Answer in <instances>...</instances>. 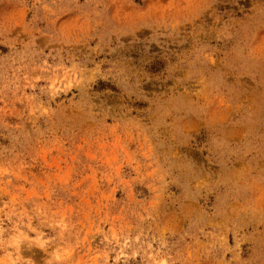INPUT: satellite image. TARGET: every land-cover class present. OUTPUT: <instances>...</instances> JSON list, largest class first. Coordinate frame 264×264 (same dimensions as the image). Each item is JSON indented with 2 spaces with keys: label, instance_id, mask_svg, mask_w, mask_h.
Wrapping results in <instances>:
<instances>
[{
  "label": "rangeland",
  "instance_id": "374dc122",
  "mask_svg": "<svg viewBox=\"0 0 264 264\" xmlns=\"http://www.w3.org/2000/svg\"><path fill=\"white\" fill-rule=\"evenodd\" d=\"M0 264H264V0H0Z\"/></svg>",
  "mask_w": 264,
  "mask_h": 264
}]
</instances>
